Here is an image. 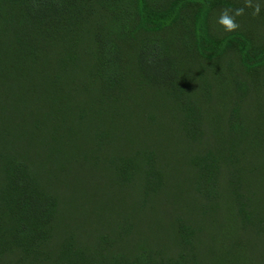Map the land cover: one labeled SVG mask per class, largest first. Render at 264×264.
<instances>
[{"label": "rangeland", "instance_id": "rangeland-1", "mask_svg": "<svg viewBox=\"0 0 264 264\" xmlns=\"http://www.w3.org/2000/svg\"><path fill=\"white\" fill-rule=\"evenodd\" d=\"M151 1L162 12L166 9V17L158 13L153 21L146 19L149 25L129 23L121 41L126 108L118 130L99 116L104 106L97 95L82 92L75 94L81 111L73 112V128L78 129L71 144L52 149L41 145L40 136L14 139L21 152L17 158L31 165L40 188L57 199L52 234L44 246L50 259L42 264H72L68 260L75 255L86 264H119L144 251L167 264H211L212 255L234 244L237 252L244 248L264 258L262 251L256 253L258 237L252 225L246 228L240 216L238 222L233 216L241 208L257 211L261 200L256 196L264 197V62L250 53L264 52V3L251 0L252 6H260L253 15L245 0ZM182 2L178 9L176 4ZM238 7L244 8L236 17L239 27L224 32L215 17L224 8ZM86 24L76 48L84 54L70 69L78 82L89 78L92 85L90 73L97 62L94 30L105 25L107 32L116 23L98 10ZM203 37H208L205 45ZM152 38L162 40L177 70L165 86L145 81L139 70V53ZM247 53L252 56L247 58ZM83 109L90 114L78 125ZM107 127L116 133L110 143L98 137ZM209 159L218 160L220 169L216 196L207 192L209 185L197 165ZM128 160L132 168L123 173ZM147 163L160 173L159 183L146 185ZM8 186L2 171L3 237H8L9 203L15 197ZM181 222L194 230L191 245L179 244ZM230 223L232 238L224 235ZM10 258L20 264L11 254L1 264Z\"/></svg>", "mask_w": 264, "mask_h": 264}, {"label": "trees", "instance_id": "trees-1", "mask_svg": "<svg viewBox=\"0 0 264 264\" xmlns=\"http://www.w3.org/2000/svg\"><path fill=\"white\" fill-rule=\"evenodd\" d=\"M183 6V2L176 4L178 9ZM162 9L151 0H0V160L3 165L0 175L5 171L8 188L15 195L9 203V208L12 207L8 237L0 235V264L7 261L8 254L16 256V262L20 264H42L49 260L44 246L51 237L57 210L56 197L41 189L31 165L17 158L21 152L14 139L26 135L40 136L44 138L41 145L52 149L71 144L70 139L78 129L73 128V112L81 111L75 106V94L82 92L97 95V101L104 106L99 116L106 117L116 130L117 121L125 115L123 109L126 108V100L121 95L125 87L121 41L130 30L129 23L139 21L141 25H149L147 22L153 21L158 13L166 17V9L163 12ZM98 10L111 16L116 24L113 31H104L105 25L94 30L97 62L90 73L94 81L91 85L89 78L87 83L78 82L70 68H74L84 54L76 52L81 30ZM147 18L152 20L146 22ZM207 39L203 37L201 42L205 45ZM209 39L214 40L210 34ZM151 40L139 53V70L145 81L165 86L173 82L177 70L164 50L162 40ZM250 53L264 62V52ZM245 56L252 55L247 53ZM82 112L78 125L84 124L83 118L90 114L89 109ZM15 125L25 132L16 130ZM112 129H103L99 139L110 143L112 135L116 136ZM209 160L197 165L209 185L207 192L216 196L219 192L214 189L218 185L216 180L220 169L218 160ZM131 168L129 160L121 167L123 173ZM146 174L149 178L145 181L147 186L150 181L160 182V173L150 164L148 168V163ZM260 186L264 188V180ZM256 198L261 200L260 205H256L257 211L247 213L241 208L237 213L233 212V216L236 222L240 216L246 228L252 225L258 237L256 253L260 250L264 255V197L259 193ZM235 221H231L233 225ZM229 226L230 230L224 231V235L232 238L234 229L231 223ZM177 235L180 245L193 244L191 226L181 222ZM235 249V244L221 249L222 252L212 255L211 264H264V258L248 254L244 248H238L239 252ZM68 261L72 264L87 262L76 255L75 260ZM7 264H13V259L10 258ZM91 264L99 262L91 261ZM119 264L167 262L152 258L148 251H144L142 256Z\"/></svg>", "mask_w": 264, "mask_h": 264}, {"label": "clouds", "instance_id": "clouds-1", "mask_svg": "<svg viewBox=\"0 0 264 264\" xmlns=\"http://www.w3.org/2000/svg\"><path fill=\"white\" fill-rule=\"evenodd\" d=\"M264 3V0H261ZM245 7H252V14L256 15L260 11L259 4L252 6L251 0H245ZM244 12L243 7H238L230 10L229 8H224L220 11L219 15L215 17V23L219 25L224 32H232L239 27L236 17L242 15Z\"/></svg>", "mask_w": 264, "mask_h": 264}]
</instances>
